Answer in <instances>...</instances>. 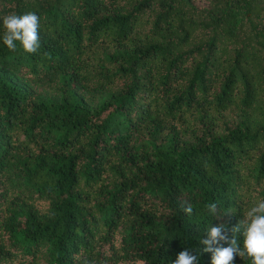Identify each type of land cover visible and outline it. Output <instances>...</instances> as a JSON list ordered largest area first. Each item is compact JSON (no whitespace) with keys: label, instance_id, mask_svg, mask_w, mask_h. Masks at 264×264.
Masks as SVG:
<instances>
[{"label":"trees","instance_id":"1","mask_svg":"<svg viewBox=\"0 0 264 264\" xmlns=\"http://www.w3.org/2000/svg\"><path fill=\"white\" fill-rule=\"evenodd\" d=\"M26 12L36 53L3 43ZM48 74L56 99L26 90ZM261 200L254 0H0V264H212L209 229L243 247L231 229Z\"/></svg>","mask_w":264,"mask_h":264},{"label":"clouds","instance_id":"2","mask_svg":"<svg viewBox=\"0 0 264 264\" xmlns=\"http://www.w3.org/2000/svg\"><path fill=\"white\" fill-rule=\"evenodd\" d=\"M5 33L3 43L15 51L16 41H19L23 49L28 53H36L40 47L39 17L33 12H26L23 15L15 13L5 15L2 18ZM209 213L215 215L217 205H207ZM184 211L191 214L192 207L187 205ZM219 227H211L208 231V238L201 241L205 245L204 251L212 253V264H232L236 256L250 258L251 264H264V200L259 201L245 214V218L231 229V233L239 232L243 236V247L237 244L236 239L227 234H222ZM220 241H226L228 247H216ZM172 264H197L196 255L190 254L185 249L181 251Z\"/></svg>","mask_w":264,"mask_h":264},{"label":"rangeland","instance_id":"3","mask_svg":"<svg viewBox=\"0 0 264 264\" xmlns=\"http://www.w3.org/2000/svg\"><path fill=\"white\" fill-rule=\"evenodd\" d=\"M254 1L257 7L260 8L264 20V0H254ZM57 78L58 76L55 74L43 75L40 77L38 81L27 86L26 90L35 97H42L48 100L56 99L57 94H56V90L53 89V86H55V84L57 83L58 81ZM76 96L83 102V104L86 107H92L96 103L99 97L98 95H95L91 92H80V91L76 92Z\"/></svg>","mask_w":264,"mask_h":264}]
</instances>
